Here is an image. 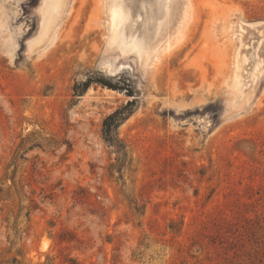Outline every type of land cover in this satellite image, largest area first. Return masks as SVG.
I'll return each instance as SVG.
<instances>
[{
  "label": "rangeland",
  "instance_id": "374dc122",
  "mask_svg": "<svg viewBox=\"0 0 264 264\" xmlns=\"http://www.w3.org/2000/svg\"><path fill=\"white\" fill-rule=\"evenodd\" d=\"M43 1L0 0V264H264V0H174L142 46L153 0L112 40V0L39 38Z\"/></svg>",
  "mask_w": 264,
  "mask_h": 264
},
{
  "label": "bare ground",
  "instance_id": "6f19581e",
  "mask_svg": "<svg viewBox=\"0 0 264 264\" xmlns=\"http://www.w3.org/2000/svg\"><path fill=\"white\" fill-rule=\"evenodd\" d=\"M117 1L118 0H112L113 8L110 14L111 15V29H112V34L110 37L111 40L115 39L118 31L121 30L123 27H126L127 24H128L127 27L129 28L131 32L136 33V29L139 28L137 27L134 29L133 26L131 27L132 25L131 17H130L131 14H129V9L127 5L125 4V1L120 0L118 1V3ZM63 2L64 0H44L43 1L41 5V22H40V30H39V35H38L39 38L43 37V35H45L48 31H50L53 24L55 23V20L57 19V14L60 11ZM173 2L174 0H153L151 2L144 1L142 3L141 11H143L145 19H144L143 27H141L142 34H140L141 38L138 42L139 45L142 46L146 42H148L147 40L154 34L152 32H159V30L167 26L168 20L170 19L171 14H172L171 10L173 6ZM131 6L132 5L130 4V7ZM138 44L135 43L133 46L135 47ZM141 48L143 49V47Z\"/></svg>",
  "mask_w": 264,
  "mask_h": 264
},
{
  "label": "trees",
  "instance_id": "16d2710c",
  "mask_svg": "<svg viewBox=\"0 0 264 264\" xmlns=\"http://www.w3.org/2000/svg\"><path fill=\"white\" fill-rule=\"evenodd\" d=\"M91 80H85L82 82L81 87L78 84H75L73 87L74 95H79L81 92L86 90L88 86L91 84ZM113 87L114 86H110ZM131 102H128L125 105H122L115 109L113 112L108 114L102 121L103 126V138L106 142H108L111 146H113L116 150V153L119 155L122 153V146L116 134V129L118 126L129 116L132 112V108H130Z\"/></svg>",
  "mask_w": 264,
  "mask_h": 264
}]
</instances>
